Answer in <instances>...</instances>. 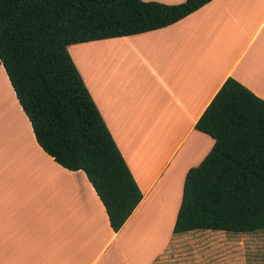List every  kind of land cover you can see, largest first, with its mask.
Instances as JSON below:
<instances>
[{"label": "crops", "instance_id": "obj_1", "mask_svg": "<svg viewBox=\"0 0 264 264\" xmlns=\"http://www.w3.org/2000/svg\"><path fill=\"white\" fill-rule=\"evenodd\" d=\"M68 50L143 197L114 231L86 173L39 146L19 104L0 123V264H248L250 233L174 225L186 172L214 143L194 125L224 80L264 99V0H211L167 26ZM2 86L15 94L0 63ZM174 182L175 200L166 187L157 195Z\"/></svg>", "mask_w": 264, "mask_h": 264}, {"label": "trees", "instance_id": "obj_2", "mask_svg": "<svg viewBox=\"0 0 264 264\" xmlns=\"http://www.w3.org/2000/svg\"><path fill=\"white\" fill-rule=\"evenodd\" d=\"M211 0H0V63L39 146L83 170L118 231L143 197L68 46L172 24ZM194 127L214 143L186 172L174 232L264 229V99L227 77Z\"/></svg>", "mask_w": 264, "mask_h": 264}, {"label": "rangeland", "instance_id": "obj_3", "mask_svg": "<svg viewBox=\"0 0 264 264\" xmlns=\"http://www.w3.org/2000/svg\"><path fill=\"white\" fill-rule=\"evenodd\" d=\"M156 1H160V0H156ZM72 50L75 51V48H72ZM0 101H1V103H0V117L2 118L4 115H9L6 119L0 118V123L2 125H5V123H7L9 125L8 118H12L13 115L20 114L19 103H18L16 96L13 93V91H9L4 86H2L0 88ZM10 128H14V127L11 126ZM163 180H165V179L163 178ZM162 184L157 189V195L159 196L161 189L163 187H166L167 192L165 193V198H163V199H165L167 202H169L170 200H172V201L175 200L177 193H178L177 188H179L178 185L176 184V182L170 183V184H165V185H162ZM181 195H182V193H181ZM163 199H161V200H163ZM163 204L164 203L162 202V205ZM168 207H169V205H168ZM249 233L251 234V238L253 241L251 242V245H248V244H250L248 242V239L246 241L244 240L246 245H247V250H246L247 263L248 264H260L262 261H264V229H259L257 231L249 232Z\"/></svg>", "mask_w": 264, "mask_h": 264}]
</instances>
